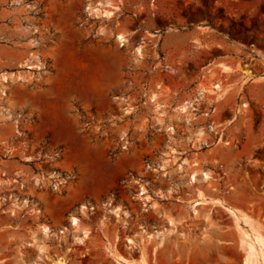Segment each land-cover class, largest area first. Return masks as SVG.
I'll use <instances>...</instances> for the list:
<instances>
[{"label": "rangeland", "instance_id": "obj_1", "mask_svg": "<svg viewBox=\"0 0 264 264\" xmlns=\"http://www.w3.org/2000/svg\"><path fill=\"white\" fill-rule=\"evenodd\" d=\"M254 231L264 0H0V264H246Z\"/></svg>", "mask_w": 264, "mask_h": 264}, {"label": "bare ground", "instance_id": "obj_2", "mask_svg": "<svg viewBox=\"0 0 264 264\" xmlns=\"http://www.w3.org/2000/svg\"><path fill=\"white\" fill-rule=\"evenodd\" d=\"M96 6V5H95ZM94 6V7H95ZM97 9H100V8H98V7H96ZM101 8H103V7H101ZM94 9V8H93ZM102 11V13H104V14H108V13H110V12H112L113 10L112 9H110V10H107V9H101ZM118 38L120 39V40H122V41H127L128 40V38L126 37V36H124V34H122V33H119L118 34ZM140 48H138L137 47V52L138 53H141L142 51H140L139 50ZM143 53V52H142ZM141 53V54H142ZM217 87L219 86V84L218 85H216ZM152 97V96H151ZM181 109V111L182 110H184L185 109V107L184 106H181L180 107ZM207 175V174H206ZM192 179H194V180H196V176H195V174H192ZM144 188V187H143ZM146 189V188H145ZM143 190V189H142ZM143 194V193H142ZM145 195V194H144ZM148 195V194H147ZM147 197V196H146ZM148 198V197H147ZM149 199V198H148ZM72 220H73V224L75 225V226H79L80 225V220L78 219V217H73V218H71ZM73 225V226H74ZM43 228H45L44 230H46V227H43ZM76 228V227H75ZM78 229H79V227H78ZM83 229V228H82ZM48 230V229H47ZM48 232V231H47ZM252 232H253V230H252ZM262 231H254V236H253V242L252 243H250L249 244V246H247L248 248H247V253H246V255H245V263L246 264H264V234H262L261 233ZM87 233V232H86ZM85 234V233H84ZM244 237V236H243ZM248 238H252V237H250V235H248ZM82 239V238H81ZM244 239V238H243ZM243 241V240H242ZM248 241H251V239L250 240H248ZM244 244V243H243ZM248 244V242L246 243V245ZM243 247V246H242ZM58 264H59V262H58ZM61 264H63V263H61Z\"/></svg>", "mask_w": 264, "mask_h": 264}]
</instances>
